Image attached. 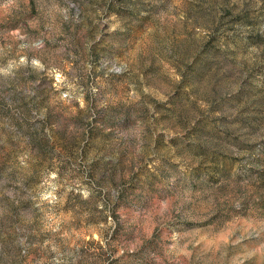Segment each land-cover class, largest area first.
Masks as SVG:
<instances>
[{
  "label": "rangeland",
  "instance_id": "obj_1",
  "mask_svg": "<svg viewBox=\"0 0 264 264\" xmlns=\"http://www.w3.org/2000/svg\"><path fill=\"white\" fill-rule=\"evenodd\" d=\"M0 264H264V0H0Z\"/></svg>",
  "mask_w": 264,
  "mask_h": 264
}]
</instances>
